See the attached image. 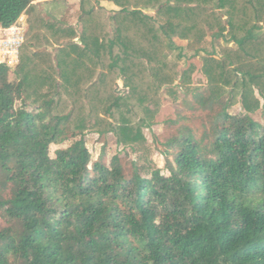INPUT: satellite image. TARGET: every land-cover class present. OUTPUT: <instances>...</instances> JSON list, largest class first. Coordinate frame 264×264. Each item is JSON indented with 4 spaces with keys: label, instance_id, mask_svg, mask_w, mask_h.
I'll return each instance as SVG.
<instances>
[{
    "label": "trees",
    "instance_id": "16d2710c",
    "mask_svg": "<svg viewBox=\"0 0 264 264\" xmlns=\"http://www.w3.org/2000/svg\"><path fill=\"white\" fill-rule=\"evenodd\" d=\"M40 1L0 0L1 28L27 15L15 82L0 62V264H264V126L252 118L264 112V0H79L80 30ZM208 32L235 46L201 56L207 90L193 98L226 96L242 113L222 112L207 146L187 130L170 138L166 172L125 178L116 155L89 167L90 123L142 144L161 90L193 70L166 59L172 38ZM67 134L81 136L51 157Z\"/></svg>",
    "mask_w": 264,
    "mask_h": 264
},
{
    "label": "rangeland",
    "instance_id": "374dc122",
    "mask_svg": "<svg viewBox=\"0 0 264 264\" xmlns=\"http://www.w3.org/2000/svg\"><path fill=\"white\" fill-rule=\"evenodd\" d=\"M45 3L40 1L39 6L45 10L46 17L58 20L60 23L68 25H76L80 30L79 16V0H52ZM99 5L103 6L108 15L118 8L111 2L101 1ZM149 14H154V10H146ZM26 13H23L14 24L23 29V33L27 30ZM113 25L110 30L113 31ZM6 36V31L0 29V38ZM173 47L165 51L166 59L175 63L177 70L182 72L187 70L190 65L193 70L190 73V80L185 85L180 84V79L176 80L172 85L164 87L159 93L160 106L154 117L153 123L149 127L143 128L145 141L134 147H123L116 142V137L111 132L99 134L97 130L91 126L83 133L85 144L90 152L91 163L99 160L108 166L112 156L118 157L125 178H130L134 171L142 177H149L151 170L155 168L166 172L167 161H172L177 147L168 146L167 141L180 133L189 131L190 135L199 144L200 147L207 146L214 138V129L223 121L219 116L222 112L228 115L238 116L242 113L239 102L231 106H226L227 97H222L206 108L200 107L194 100L195 94H206L207 84L205 77L199 71L200 58L202 55L211 51L218 52L221 45L235 46L232 42H226L223 38H214L210 32L207 33L201 42L181 40L177 37L172 38ZM35 49L33 45H30ZM51 50V48H48ZM178 54L181 58H178ZM0 62L5 63L9 67L8 80L15 82L17 77L14 73L16 62L13 57L4 55L0 51ZM116 90L125 94L124 89L119 80L116 81ZM255 93L257 90L255 89ZM258 95V94H257ZM238 98V97H237ZM260 101L263 99L259 97ZM21 102L17 100L15 107H19ZM152 107V106H151ZM225 107V108H224ZM27 110H32L27 107ZM252 118L260 125L264 126V112L257 111ZM81 135L71 136L67 134L59 144H51L49 146V155L54 157L57 149H63L69 146L74 140ZM3 197L9 196V189H0ZM0 215V228L8 225ZM11 264H21L18 261H12Z\"/></svg>",
    "mask_w": 264,
    "mask_h": 264
},
{
    "label": "built area",
    "instance_id": "2783aa9c",
    "mask_svg": "<svg viewBox=\"0 0 264 264\" xmlns=\"http://www.w3.org/2000/svg\"><path fill=\"white\" fill-rule=\"evenodd\" d=\"M4 30L6 31V36L0 38V51L2 54L13 57L14 61H17L18 49L24 38L23 29L12 25Z\"/></svg>",
    "mask_w": 264,
    "mask_h": 264
},
{
    "label": "crops",
    "instance_id": "0c3cea01",
    "mask_svg": "<svg viewBox=\"0 0 264 264\" xmlns=\"http://www.w3.org/2000/svg\"><path fill=\"white\" fill-rule=\"evenodd\" d=\"M0 29L4 30L3 28L0 27Z\"/></svg>",
    "mask_w": 264,
    "mask_h": 264
}]
</instances>
